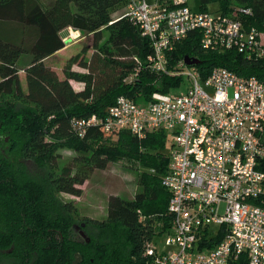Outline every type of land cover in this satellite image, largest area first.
<instances>
[{
  "label": "trees",
  "instance_id": "16d2710c",
  "mask_svg": "<svg viewBox=\"0 0 264 264\" xmlns=\"http://www.w3.org/2000/svg\"><path fill=\"white\" fill-rule=\"evenodd\" d=\"M126 2L54 0L45 7L38 0H0V264L153 263L144 254L155 235L147 217L160 215L167 226L171 220L170 194L161 184L169 164L163 148L170 134L157 130L140 138L121 130L110 134L116 137L110 143L101 127L90 126L80 136L75 126L93 115L104 118L118 97L145 104L154 92L176 91L181 85L180 77L148 68L150 43L136 25L123 15L112 19L110 10ZM210 5L215 10L209 11ZM198 8L227 16L236 11L245 29L264 33V0H199ZM67 28L91 35L93 52L78 64L84 72L72 66L87 46L67 60L59 78L45 59L65 47L61 32ZM200 41L199 30L177 41L168 55L169 69L187 57L199 62L202 79L214 68H225L264 83V57L204 50ZM21 62L24 66L18 67ZM70 81L82 89L74 91ZM62 149L78 153L84 164L98 170L123 159L142 169L132 201L110 197L105 220L82 218L88 242L73 236L74 204L59 199L61 194L80 197L77 186L83 184L71 168L55 166ZM258 169L264 172V158ZM216 232L213 244L223 238L221 228Z\"/></svg>",
  "mask_w": 264,
  "mask_h": 264
},
{
  "label": "built area",
  "instance_id": "2783aa9c",
  "mask_svg": "<svg viewBox=\"0 0 264 264\" xmlns=\"http://www.w3.org/2000/svg\"><path fill=\"white\" fill-rule=\"evenodd\" d=\"M169 1L127 0L122 15L150 43L148 68L189 77L185 91L154 92L145 104L121 96L104 118L93 115L75 126L80 136L90 126L140 138L157 130L170 134L173 144L161 179L170 194V228L162 247L146 242L144 254L152 264H264V172L258 169L264 158V83L225 68L202 79L196 66L183 72V60L169 69L168 57L177 41L199 30L204 50L262 58L264 33L245 29L236 11L197 12L187 0ZM213 226L223 235L214 244Z\"/></svg>",
  "mask_w": 264,
  "mask_h": 264
},
{
  "label": "rangeland",
  "instance_id": "374dc122",
  "mask_svg": "<svg viewBox=\"0 0 264 264\" xmlns=\"http://www.w3.org/2000/svg\"><path fill=\"white\" fill-rule=\"evenodd\" d=\"M155 0H146V2L153 4ZM199 0H187V6L193 11H197ZM209 11L215 10L214 6H208ZM124 6L117 5L110 10V14L113 20L117 19L123 14ZM72 31H74L72 33ZM64 41L66 42V47L54 54L51 57L45 59L46 64H48L59 76L63 78L62 70L66 65L69 58H74L80 56L81 50L86 46L87 52L72 66L73 70L78 72H84V70L78 65L84 59H88L92 54L93 50L90 48L92 44L91 35H84L79 31H75L68 28V31L62 34ZM25 62L18 64V67L24 66ZM192 67L187 65H182L181 70L183 72H188ZM20 86L23 92L26 91L25 77L24 73L19 72ZM190 79L187 76H183L181 85L176 90L185 91L188 86ZM71 87L74 91H79L82 89L83 85L79 82L70 81ZM110 135V134H109ZM110 143L115 141V136H109ZM172 141H166L165 147L163 148V154L168 155L172 148ZM58 157L55 160V166L58 168L68 167L72 169V174L83 181L82 185L77 186L81 190V196L75 197L68 194L59 195V199L64 202H72L77 209V218L74 222L76 227L73 228V236L82 237L83 233V220L91 221H103L106 218L107 203L110 197H119L124 201H132L136 192L139 191L138 179L142 172L138 164L130 160H118L110 163L106 169L98 170L92 166L84 164L78 153L62 149L57 152ZM29 167H33L28 163ZM140 212V211H138ZM154 217V218H153ZM144 219V217H142ZM147 218H152L151 227L154 230L155 235L152 240H156L159 247L163 246V239L161 238L164 234L168 232L170 225L165 223L160 215H152ZM147 220V219H146ZM217 229L218 226H213ZM159 230H162L159 232ZM80 234V235H79ZM84 234V233H83Z\"/></svg>",
  "mask_w": 264,
  "mask_h": 264
},
{
  "label": "crops",
  "instance_id": "0c3cea01",
  "mask_svg": "<svg viewBox=\"0 0 264 264\" xmlns=\"http://www.w3.org/2000/svg\"><path fill=\"white\" fill-rule=\"evenodd\" d=\"M38 1L41 3L42 6H45V7H46V6H50V5L53 3L54 0H38ZM67 31H68V28H67V29H64V30L61 32V36H62V34H63L64 32L66 33ZM73 32H74V31H72V33H73ZM76 32H77V31H76ZM62 38H63V36H62ZM63 40H64V38H63ZM64 43H65V47H66V42L64 41ZM65 47H64V48H65ZM64 48H63V49H64ZM63 49H61V50H59V51H57V52H60V51H62ZM57 52H56V53H57ZM56 53H55V54H56ZM52 56H53V55H52Z\"/></svg>",
  "mask_w": 264,
  "mask_h": 264
},
{
  "label": "water",
  "instance_id": "95a60500",
  "mask_svg": "<svg viewBox=\"0 0 264 264\" xmlns=\"http://www.w3.org/2000/svg\"><path fill=\"white\" fill-rule=\"evenodd\" d=\"M183 61H184L185 65H187V66H197L199 64V62L197 60L191 59V58H187V57H185L183 59ZM81 236L83 238H85V235L83 233H81ZM87 241H88V239H87Z\"/></svg>",
  "mask_w": 264,
  "mask_h": 264
},
{
  "label": "flooded vegetation",
  "instance_id": "af4514ba",
  "mask_svg": "<svg viewBox=\"0 0 264 264\" xmlns=\"http://www.w3.org/2000/svg\"><path fill=\"white\" fill-rule=\"evenodd\" d=\"M83 238V237H82ZM84 239V238H83ZM85 241H87V239L85 238ZM88 242V241H87Z\"/></svg>",
  "mask_w": 264,
  "mask_h": 264
}]
</instances>
